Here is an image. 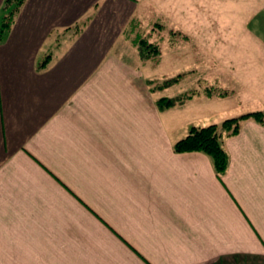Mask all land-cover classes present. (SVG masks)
I'll return each instance as SVG.
<instances>
[{
  "label": "crops",
  "instance_id": "crops-1",
  "mask_svg": "<svg viewBox=\"0 0 264 264\" xmlns=\"http://www.w3.org/2000/svg\"><path fill=\"white\" fill-rule=\"evenodd\" d=\"M5 2L0 264H264V125L247 120L226 140L222 179L207 155L173 149L192 126L238 116L237 88L209 96L212 82L194 78L170 96L198 93L159 109V93L197 69L152 85L162 60L125 36L138 0H25L2 32Z\"/></svg>",
  "mask_w": 264,
  "mask_h": 264
},
{
  "label": "rangeland",
  "instance_id": "rangeland-1",
  "mask_svg": "<svg viewBox=\"0 0 264 264\" xmlns=\"http://www.w3.org/2000/svg\"><path fill=\"white\" fill-rule=\"evenodd\" d=\"M138 1L142 2L144 11L139 10L137 16L149 22V30L155 28L150 39L160 41L163 54L156 70L161 80L153 81L152 85L159 88L165 80L178 75L185 80L187 71L197 69L187 81L169 92L159 93L161 96L177 95L181 87H192V79L207 77L208 81L219 83H210V86L223 87L229 83V87L237 88L239 98L230 101L231 112L236 111L239 116L247 111H264V0ZM211 28L213 33L205 34ZM172 31L191 33L192 42L186 38L177 41ZM119 53L135 61L128 53ZM156 62L150 61V64ZM142 67L146 70V66ZM238 79H245L249 84L250 92L245 98L235 82Z\"/></svg>",
  "mask_w": 264,
  "mask_h": 264
},
{
  "label": "trees",
  "instance_id": "trees-1",
  "mask_svg": "<svg viewBox=\"0 0 264 264\" xmlns=\"http://www.w3.org/2000/svg\"><path fill=\"white\" fill-rule=\"evenodd\" d=\"M24 2L25 0H6L5 10L7 13L3 17L2 32L11 28ZM148 23L144 17L140 15L135 16L126 29L125 36L134 45L141 59L145 61L156 60V63H159L163 56L161 44L159 40L152 41L150 39L155 28L153 27L149 30L150 24ZM154 25L162 27L160 23H155ZM78 28L80 27L78 26ZM180 33L179 31H172V35H179ZM180 78L181 75H178L175 78L165 80L160 88L170 87L179 82ZM215 90L219 92L214 93L213 91ZM203 91L209 96L225 97L230 94L228 89L215 86L205 87ZM196 93H198L197 90H192L174 98L165 96L160 98L156 104L159 109H167L177 104H182L186 99L191 98ZM247 120H253L264 125V111L255 110L239 116L230 117L220 124L214 123L206 126H192L188 134L174 144L173 149L175 153L201 152L207 155L218 177L222 179L229 167V153L225 148V142L227 139L239 134L244 122Z\"/></svg>",
  "mask_w": 264,
  "mask_h": 264
}]
</instances>
